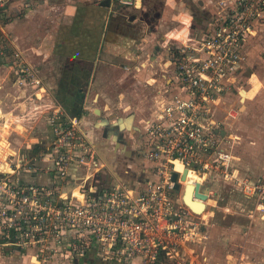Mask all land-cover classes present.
Segmentation results:
<instances>
[{
    "label": "built area",
    "instance_id": "2783aa9c",
    "mask_svg": "<svg viewBox=\"0 0 264 264\" xmlns=\"http://www.w3.org/2000/svg\"><path fill=\"white\" fill-rule=\"evenodd\" d=\"M261 27L264 0H218L206 33L171 51L167 94L143 126L138 151L144 162L137 169L113 172L97 185L107 162L78 116L61 107L45 116L47 142L0 145V261L51 264L93 255L121 264H204L198 246L207 237L205 214L183 201L184 169L203 172L202 185L214 175L233 181L264 216V173L253 180L235 174L214 115L223 91L244 72L249 39ZM11 58L19 83L44 89L20 51H11ZM79 167L82 178L75 182L71 172ZM212 191L206 200L192 195L204 211L215 205Z\"/></svg>",
    "mask_w": 264,
    "mask_h": 264
},
{
    "label": "crops",
    "instance_id": "0c3cea01",
    "mask_svg": "<svg viewBox=\"0 0 264 264\" xmlns=\"http://www.w3.org/2000/svg\"><path fill=\"white\" fill-rule=\"evenodd\" d=\"M75 1L78 3V0ZM75 1L66 0V2L62 6L58 7L55 4L54 0H37L35 5L33 4L28 6L29 10L28 8L23 9L22 14L17 16V20L23 25H25L27 22H33L34 25H40V23L53 24L58 20V17L55 15L57 8L61 9V7H63L61 11H69L67 10L68 7L73 8L75 5H77L75 4ZM83 1L84 5L90 4V6L87 7L91 8H97V3H109L108 0H97V3H95L96 0ZM156 1H158V3L157 6L155 4V7H158L157 9L160 10L153 11L154 8H151V11L154 12V21L156 20V22L152 23L151 18L153 15L150 10L144 13V21L145 23L150 22L151 24H153L151 28L155 33L152 34H156L157 31L161 32V45L156 46L154 51H163L164 54H167V58H165L164 61L159 60V58H157V55H159L158 52L156 53V55H150V58L147 59V61H149L148 63L147 61L141 62V53L136 51L132 55V57L137 60V63L134 65V67L136 68L135 70H131L133 75V82L131 86L134 85V91H130V93L128 92L129 90H127V92L120 91L116 95L117 97L113 98L112 101L103 100L101 98V91L99 89L98 91L94 92L93 97L91 98L92 101H89L88 98L90 88L94 86L95 88L97 87L95 74L98 72L100 66V51L98 50L97 46L99 45L104 26L103 21L99 18L101 17L100 14L96 12V15L87 17V19L85 20L83 19L84 23L86 22L88 26L90 25L93 28L86 29V34L88 35L89 32H92V36L90 38V41L86 40V51H82L83 53L81 55L82 63L80 65L81 68H79L81 70L80 72H83L84 77H90V81L83 88V93L81 94L80 99L72 97L73 92H70L67 94V96L62 97L61 95L56 93L57 91L55 92L53 90L56 85H60V81L54 80L53 75V77L49 76L46 79V74L44 72L45 70H47V68H50L51 64H54L52 63L53 59H58V57L60 56L58 55L60 51H58L57 48L51 46L52 41L56 37V34H53L51 32V29L40 30L39 27V30L37 31V33L39 34V38L37 40L39 42L37 44H34L31 49L29 48L32 51L22 52L27 54L28 57H33V59L37 58L38 63L43 66V68L39 67V69L43 71V73L41 74L45 79L43 81L44 89L48 94L45 95L41 93L40 97H38L39 94L37 93L38 95H36L35 97H31V95H29L30 93H26L25 87L17 84L15 72L9 69L8 66L0 64V131H4L2 133L0 132V135L2 137L0 145L2 140L4 139L12 147H17L18 145L14 144L8 139V135L9 133H12L14 131L22 134V131L28 129L25 127V125L27 124L25 121L26 119H28L26 112L29 107H34L37 110L38 108H40L43 102H46V104L52 103V105H49L50 109L46 111L43 116V128L35 130V132L37 133V135L34 137L35 140L27 141V144H31L37 141L36 143H34V145H41L47 142L49 127L45 116L52 108L54 109L57 107H61L67 114L78 116V118L80 119L81 129L88 137H90V139L93 140L96 150L101 156L105 158L107 162L106 170H109L110 174L114 172V175H121L122 170L125 168L131 170L137 169L143 159L141 155L136 156L133 154L136 150L135 143H133V146L131 145L132 143L123 141L125 143V147L121 150V152L126 150L124 152V157L126 159L128 157V161H126L125 158L121 156V152L117 153L119 149L115 151L109 149L110 145H107L106 142L104 143L106 144V146H103L104 141L98 142V137L104 136L106 134V128H103L104 126L102 124L101 126H98V120L102 119L103 121H116L118 117V120H122L123 116H119L116 109L117 106H122V110L128 112L127 116H129V118H132L134 120V123H139V126H141V130L139 132L141 134L145 122L153 117L154 112L159 107L160 100L164 95L167 94L166 89L168 85H166L167 79H165V74H167L168 72L169 56L171 51H173L175 47L179 46L183 40H191L195 37L199 38L204 33H206L208 23L215 14L218 3V0ZM143 3L146 7H148V9H150L151 3H153L154 5L155 2L154 0H143ZM45 7H47V9H44ZM110 7H112L111 3ZM16 21L12 20L7 22L6 28L7 26L11 28L12 26L10 25V23L14 24ZM22 31L24 32L15 34V31L13 30L14 38H16L14 39V42L18 47H20L23 42L20 40L21 36L25 37V39L27 38L25 32L26 30ZM263 31L264 27L258 29L256 35L251 37V39H249V42L254 41L255 38L261 37L264 34ZM89 42L90 45L91 42H93V45L91 46H96V42H98L95 51H89ZM137 42H140L141 44L142 40L137 39ZM164 44L167 45L166 51ZM47 48H50V51L42 50ZM145 48L147 50L151 47ZM247 50L249 51V47L247 48ZM70 54L73 55L72 53ZM64 55L68 56L69 54L67 55L65 53ZM138 60H140L139 63ZM155 65H157L159 69L156 68ZM151 66L154 67L152 69L153 74L150 75L147 74L146 71L144 72L145 69ZM125 68L129 70L130 67L126 66ZM91 76L94 78H91ZM140 82H147L148 84L152 85V87L155 88L153 94L149 95L148 97L137 95V84ZM65 103H67V105H65ZM126 104H129V106L127 108H123ZM110 105L112 106V108ZM118 112H120V110H118ZM214 115L215 117L217 116L216 106L214 107ZM118 124L120 125V123ZM3 125L4 127H2ZM139 126L137 124L135 128L137 129ZM6 130L9 132L3 135V133H6ZM223 130L226 132V129H220L221 134H224ZM140 141H142L141 135L139 142ZM240 145H238V147H242V150L240 151L242 157H238L232 154L234 157L232 165L234 166L235 174L239 177L248 178L249 180L256 179L255 176L249 175L250 171H248L247 173L241 167H243L242 164H244L252 172L255 167L260 164H264V139L256 140L255 142L250 141L248 143H242ZM116 146L117 144L113 145V147ZM131 156H133V158ZM238 158L240 159V166L237 162ZM117 167H119L120 169H116ZM81 172L82 169L80 167L76 168L75 171L73 170L71 172V179H73L75 182L80 181V179L82 178ZM37 178H39V176ZM98 179L99 180L95 182L97 185H101V181H108L105 180V178L101 176L100 173L98 175ZM209 179H215L217 181V184H221V181H219L218 178H214V176H210ZM225 181L229 186L226 194H221V192L218 191L215 183L213 186L215 190L211 188L213 190V194L209 199V203L215 204V202L217 203L222 201L223 203L218 206L219 208H217V211L210 210L207 211L204 215V218L206 220L205 229L207 237L200 245L201 255L205 257L204 264H219L217 261H221V259H223L225 263L230 264H264V216H262L260 212L255 210L254 199L252 196L244 194L241 191L240 187L234 184L233 181ZM218 211L220 212L218 213ZM215 213L219 215V219L217 218V216L216 218L214 217ZM20 260L22 261L23 259Z\"/></svg>",
    "mask_w": 264,
    "mask_h": 264
},
{
    "label": "rangeland",
    "instance_id": "374dc122",
    "mask_svg": "<svg viewBox=\"0 0 264 264\" xmlns=\"http://www.w3.org/2000/svg\"><path fill=\"white\" fill-rule=\"evenodd\" d=\"M54 1L58 7L62 6L66 2V0ZM108 1L109 3H97L96 0L95 3H97L98 7L91 8L87 7L90 6V4L84 5L83 0H78V3L75 1V4H77L78 6L75 5L73 8L68 7L67 10L69 11L63 12L64 10L61 11L63 7H61V9L57 8L55 15L58 17V20L56 23H40V25H34L33 22H27L25 25H23L17 20V16L22 14L23 9L28 8V6L30 5H35L37 0H34V2L33 0H0V64L8 66L9 69L14 71L11 51H20L26 63L34 68L38 76L42 79V81H44L45 79L41 74L43 73V71L39 69V67L43 68V66L38 63V59L28 57V55L23 53L22 51H32L30 49L33 47V45L39 42L37 40L39 38V34L37 33L39 27L40 30L51 29V32L53 34H56V37L52 41L51 46L57 48V50L60 51L58 54L60 56L58 57V59H53L52 63L54 64H51L50 68H47V70H45L44 73L46 74V79L49 76H54V80L60 81V85H56L53 90L55 92L57 91L56 93H58L62 97L67 96V94L70 92H73L72 97L80 99V96L83 93V88L90 81V77H84L83 72H80L81 70L79 68H81L80 65L82 63L81 55L83 53L82 51H86V40L90 41V38L92 36V32H89L88 35L86 34V29L93 28L90 25L88 26L86 22L84 23V20L87 19V17L96 15V12H98L101 16L99 18L104 23L99 45L97 44L98 42H96V46L98 45L97 47L100 51V66L98 72L95 74L97 89L95 88V86L90 88L88 96L89 101H92L91 98L93 97L94 92L98 91V89L101 91V98L103 100L110 101H112L113 98L117 97L116 95L120 91L127 92V90H129V93L130 91H134V85L131 86L133 82V75L131 70H135L136 67H134V65L137 63V60H135L132 55L136 51L141 53V62L147 61V59L150 58V55H156V53L158 52L159 55H157V58H159V60L164 61L165 58H167V54H164L163 51H154L156 46L161 45V32L157 31L156 34H152L155 33L151 28L153 24H151L150 22L145 23L144 21V13H146L148 10L151 11V8H154L153 11L160 10L157 9L158 7H155V4L157 6L158 1L154 0L155 3L154 5L153 3H151L150 9L145 6L143 0L138 7H135L133 5L121 4L117 0ZM110 3L112 7H110ZM44 9H47V7H45ZM153 11H151L152 15L154 14ZM12 20L17 21L14 24L10 23V25L12 26H10L11 28H9L8 26L6 28L7 22ZM151 20L152 23L156 22V20L154 21V15L152 16ZM13 30L15 31V34L22 33L24 32L22 30H26L25 32L27 38L25 39V37L21 36L20 40L23 42L20 47H18L14 42V39L16 38H14ZM137 39L142 40V43L140 44V42H137ZM92 43L93 42H91V45H93ZM2 45L6 48L3 49ZM91 45L89 47V51H95L96 46ZM145 47L151 48H148L149 50H146ZM164 47L166 51L167 45L164 44ZM248 47L249 51L247 50V53H249L244 72L238 77V79L232 84L231 87L223 91L220 101L216 104V117L218 119V126L220 129H226V132L224 131V134H222V141L225 147L230 150L232 154L238 157H242V154L240 153L242 147H238V145L242 143H248L250 141L255 142L256 140L264 139V34L259 38H255L254 41L249 42ZM49 49L50 48L42 50L50 51ZM65 53L69 55L66 56L64 55ZM70 53H72L73 55H71ZM139 61L140 60H138V63ZM148 62L149 61H147V63ZM126 66L130 67L129 70L125 68ZM155 67L159 69L157 65H155ZM153 68L154 67L152 66L148 67L144 70V72L146 71L147 74L151 75L153 74ZM91 78L94 77L91 76ZM17 84L25 87L26 93H30L29 95H31V97H35L38 94V97H40L41 93L45 95L48 94L45 89L39 90L38 88H36V86H33L29 83L22 84L17 81ZM137 86V95H142L144 97L152 95L155 89L147 82H140L137 84ZM244 93H246L247 95ZM242 96L244 99L242 98ZM49 105H52V103L46 104V102H43V104H41L40 108H38L37 110L34 107H29L26 112L28 119H26L25 121L27 123L25 127L28 129L22 131V134L18 133L17 131H14L15 133H9L8 139L14 144L18 145L17 147H23L27 141H34V137L37 135L35 130H39L44 126L43 116L46 111L50 109ZM65 105H67V103H65ZM128 106L129 104H126L123 108H127ZM116 109L117 114L119 116L122 115L123 119L118 120L119 117L116 121H103L102 119H99V123H97L98 126H101L102 124L104 126L103 128H106V131L109 130V132L104 136H99V140L97 138L98 142L104 141L103 144L106 142L107 145L111 146V148L109 146V149L115 151L119 149L117 153H120L121 150L125 147L124 142L127 141L129 143H132L131 145L135 143L136 150L133 154L136 156H140V152L137 149H139V145L141 142H139L141 135L139 131L141 130V126H139V123H134V120L127 116L128 112L123 111L122 106H117ZM118 110H120V112H118ZM229 112L230 114H228ZM118 123H120V125ZM137 124L139 127L136 129L135 127L137 126ZM2 127H4V125ZM0 132L2 133L4 131L1 130ZM8 132L9 131L6 130V133H3V135L7 134ZM36 142L31 143V145H34V143ZM6 143L7 142L3 139L1 142V146L7 145ZM106 144H104L103 146H106ZM115 144L119 145L118 149L113 147V145ZM125 151L121 152L122 157L125 156ZM131 157L133 158V156ZM125 160L128 161V157L127 159L125 158ZM237 162L238 164L240 163L239 158ZM240 165L241 164H239V166ZM242 165L243 167L241 168L244 169L247 173L248 171H250V176H255L257 178L264 173V164L258 165L252 172L247 168L246 165ZM118 168L119 167H117L116 169ZM100 174L105 178V180L109 181L111 179L109 177V170L103 169ZM214 178H218V180L221 181V184H217V181L215 179H209V177L207 178V184L215 190L213 186L216 183L218 191L221 192V194H226L229 186L227 185L225 179L215 175ZM222 203L223 201L217 203L215 202V205L210 206L208 209H206L204 214H206V212L210 210L217 211V208H219L218 206H220ZM219 212L220 211H218V213ZM216 216L218 219L220 218L217 213L214 214L215 218ZM200 249L201 248L199 245L198 251H200ZM85 257L86 258L79 257L71 260L57 259L56 263L51 264H121L102 261L101 259L95 258L93 255H88ZM217 262L219 264H230L225 263L223 259ZM0 264L35 263H32L28 260H14L10 262H8L7 260H1Z\"/></svg>",
    "mask_w": 264,
    "mask_h": 264
},
{
    "label": "water",
    "instance_id": "95a60500",
    "mask_svg": "<svg viewBox=\"0 0 264 264\" xmlns=\"http://www.w3.org/2000/svg\"><path fill=\"white\" fill-rule=\"evenodd\" d=\"M186 174V169H184L181 178L184 179ZM177 173L174 172L172 175L173 180H176ZM179 184L178 182H175V188H178ZM211 187L207 184V181L202 185L200 184L199 180H196L194 183L186 182L184 193H183V201L185 204L190 207L194 212L201 213L204 208L205 204L203 201H199L192 198V195L194 194L195 197L206 200L208 198L207 192L208 189Z\"/></svg>",
    "mask_w": 264,
    "mask_h": 264
},
{
    "label": "bare ground",
    "instance_id": "6f19581e",
    "mask_svg": "<svg viewBox=\"0 0 264 264\" xmlns=\"http://www.w3.org/2000/svg\"><path fill=\"white\" fill-rule=\"evenodd\" d=\"M244 94H246V93H244ZM249 94H250V92H249ZM242 98H243V96H242ZM223 132H224V130H223ZM176 168L177 169H182V165L178 161H176ZM204 176H205V174L203 172H201V171H195L194 173H190V174L187 173V174H185L184 180H186L189 183H193L196 180H199L200 181L201 179H203ZM183 193H184V190H183L182 194ZM196 200H198V199H196ZM199 201H202V200H199ZM202 212H205V211L203 210Z\"/></svg>",
    "mask_w": 264,
    "mask_h": 264
},
{
    "label": "flooded vegetation",
    "instance_id": "af4514ba",
    "mask_svg": "<svg viewBox=\"0 0 264 264\" xmlns=\"http://www.w3.org/2000/svg\"><path fill=\"white\" fill-rule=\"evenodd\" d=\"M109 132V130H107L105 133H108ZM119 145L117 144V146L115 147L116 149H118L119 147H118ZM137 150H139V149H137ZM117 151V150H116ZM17 257H12V258H4V259H2V260H7L8 262H10V261H14V260H17V261H21L20 259H16Z\"/></svg>",
    "mask_w": 264,
    "mask_h": 264
}]
</instances>
